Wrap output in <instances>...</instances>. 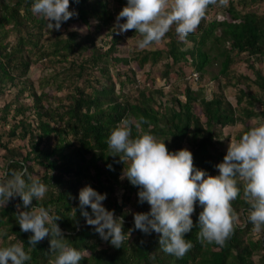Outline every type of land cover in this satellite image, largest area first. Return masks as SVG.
<instances>
[{
    "label": "trees",
    "instance_id": "16d2710c",
    "mask_svg": "<svg viewBox=\"0 0 264 264\" xmlns=\"http://www.w3.org/2000/svg\"><path fill=\"white\" fill-rule=\"evenodd\" d=\"M263 2L229 0L227 8L210 5L206 19L187 37L190 43L181 41L173 26L163 48L129 50L124 48L127 37L138 33L130 30L117 35L113 24L126 0H70V10L77 15L59 31L50 30L43 17L33 14V0H0V99L10 89L17 90L0 109V121L18 118L7 135L22 142L18 148L1 144L5 155L0 178L5 172L26 168L32 178L48 185L45 198L33 200L32 207L49 208L61 218L57 223L71 246L86 250L79 264H264V236L251 237L250 204L242 183L240 195L232 202L239 215L232 237L223 247L202 243L198 239L202 208L197 204L191 217L194 227L185 237L192 248L177 258L161 250L158 234L134 229L133 213H146L149 205L138 203L139 189L123 177L128 162L121 163L120 154L107 146L110 131L122 118L143 116L152 125L151 129L142 125L143 130L163 139L169 151L187 149L195 168L218 175L215 166L227 152L223 138L239 139L249 130L251 118L264 119V73L256 66L264 60V12L256 10ZM210 13L225 14L227 19L211 18ZM103 31V37L97 38ZM37 62L51 71L38 79L36 90L25 77ZM237 62L252 72V85L260 95L238 87L239 79L231 69ZM146 66L159 68L162 85H156L154 77L150 85L145 82L140 70ZM213 66L215 73L210 71ZM246 75L239 78L248 80ZM208 80L214 81L217 90L210 98H205L203 88L192 90V83ZM228 87L236 90L235 103L225 96ZM45 88L54 91L49 100ZM26 91H30V105L19 99ZM258 105L262 110L256 112ZM26 112L32 113L31 120ZM226 127L239 130L224 134ZM137 134L133 128V136ZM35 166L42 169L40 175ZM85 185L106 194L103 206L124 217L125 232L132 229L121 248L102 240L81 216L78 194ZM119 191L120 204L115 196ZM18 204L22 206V201L16 197L0 208V247L20 240L27 251L31 233L20 230ZM84 210L91 215L90 208ZM29 254L26 264H53L55 259L48 238ZM254 256H258L256 262Z\"/></svg>",
    "mask_w": 264,
    "mask_h": 264
},
{
    "label": "clouds",
    "instance_id": "9594fccd",
    "mask_svg": "<svg viewBox=\"0 0 264 264\" xmlns=\"http://www.w3.org/2000/svg\"><path fill=\"white\" fill-rule=\"evenodd\" d=\"M210 5L227 8L229 0H126L114 28L117 35L130 30L138 33L139 49L160 44L173 26L177 37L189 42L187 37L206 19ZM31 11L43 17L47 27L55 31L77 15L70 10V0H33ZM145 124L151 129L145 117L125 116L107 138L108 149L120 154L121 163L128 162L123 177L139 189L138 203L149 205L148 212L133 213L135 230L145 235L158 234L161 250L182 258L192 248L191 241L185 237L194 227L191 217L198 204L202 208L198 216V239L223 247L239 223L232 202L240 195L242 183L243 196L250 204L248 220L252 231L257 237L264 236V119L239 139L230 141L223 161L215 166L218 170L215 176L195 168L189 150L169 151L163 139L143 130ZM133 128L137 130L136 136ZM48 190V185L32 178L26 168L5 172L0 178V208L19 197L22 206L16 205L18 225L22 232L31 233L27 251L20 240L0 247V264H26L31 259L29 253L45 238L55 253L53 264H79L82 260L86 250L71 246L57 223L61 218L49 208L32 207L33 200H43ZM105 199L106 194L85 185L78 194V208L86 224L102 240L121 248L132 229L124 231V217L107 210L103 206ZM85 207L91 209V215ZM76 210L72 209L74 215Z\"/></svg>",
    "mask_w": 264,
    "mask_h": 264
},
{
    "label": "rangeland",
    "instance_id": "374dc122",
    "mask_svg": "<svg viewBox=\"0 0 264 264\" xmlns=\"http://www.w3.org/2000/svg\"><path fill=\"white\" fill-rule=\"evenodd\" d=\"M109 1H113V0H109ZM258 12H264V2L256 9ZM210 16H212L211 18H214V19H217V20H222L223 18H225V14H222V13H210ZM115 19H116V16L114 17V20H113V24L115 23ZM227 19V18H225ZM106 32L103 31L99 34L96 35L97 38H100V37H103V35L105 34ZM107 39H109L111 37L110 33H107ZM110 35V36H109ZM139 34H136V35H133V36H130L129 38L127 37V40L124 44V48L125 49H131V50H137L139 49L137 44H136V41L139 39ZM163 44H164V41H162L160 44L158 45H154L155 47L157 48H163ZM189 46V45H188ZM86 56V53L84 54ZM256 66L258 68L261 69V71L264 73V60L262 61V63L259 65V64H256ZM231 69L234 71L235 73V77L236 79H239V84H238V87L240 86V88H243V91L246 92V93H249L251 95H260L259 94V91L252 85V81H253V78H252V72L248 69L247 66L243 65L242 63H239L237 62L236 64H234ZM138 70V69H136ZM217 70V67L216 66H213L210 68V71L211 73H215ZM51 71V68H47V67H44L42 65L41 62H37V63H34L32 64V66L29 68V72L27 74V76L25 78H29V80L32 82V85H33V88L37 90L38 88V79L40 77H45V75H47L48 73H50ZM141 73H144L145 77H146V80L145 82H147L148 85L151 84V78L154 77L155 78V82L156 85H162L163 81H159L157 76L159 75V68L155 67L153 68V70H151L150 67L146 66L145 68L141 69L140 70ZM246 75L248 76V80H245L243 78H239L240 75ZM139 77V75L137 76ZM207 77H209V75H207ZM145 79V78H144ZM234 79V78H233ZM172 80H174V78H172ZM194 82V81H193ZM192 86V90H196V89H200V88H203L204 90V96L205 98H210L211 97V94L216 92V84L214 83V81H211V80H208L206 82H202L201 85H196V83H192L191 84ZM178 91H182L180 85H179V89H177ZM15 91L16 88H12L10 89L8 95H5L3 98L0 99V109L3 107V105L5 103H7L10 99L13 98V95H15ZM46 93H47V97H48V100L50 98V96H53L54 95V91L53 89H50V88H45L44 90ZM235 89L234 88H227L225 90V96L227 98L228 101H230L231 103H235ZM30 91H26L22 97H20L19 99L21 100V104H26V105H30V100L28 98V94H29ZM63 94V92L59 93V95ZM247 100V99H245ZM245 100L244 102L242 103L243 105H246L245 103ZM262 109L260 108V106L258 105L255 109L256 112L258 111H261ZM0 116H1V113H0ZM26 117L31 120L32 119V113L30 112H26ZM18 120V118L16 120H9L8 123H2L0 121V175H1V170H2V167L4 165V155H5V149L2 147L1 144H8L9 146L11 147H15V148H18L21 146V141L19 139H16V138H12L11 136H8L7 135V132L10 128V126L16 122ZM261 118L258 117V118H251L249 121H248V126L251 128V127H254V126H257V122L260 121ZM239 130V127H226L224 130H223V133L224 134H228V133H236L237 131ZM231 140L229 139H225L223 138V142L222 144L224 145L225 148L228 147L229 143H230ZM37 166H35L34 168L36 169L35 170V173L40 175L42 173V169L40 168H36ZM117 197V203L120 204L121 203V191L117 192L116 195ZM129 206H131L130 204H128L126 206V208H129ZM132 208H129V210H131ZM132 211V210H131ZM251 237L254 238V239H257L258 237L253 233V231L251 232ZM258 259V256H254L253 257V260L256 262Z\"/></svg>",
    "mask_w": 264,
    "mask_h": 264
},
{
    "label": "built area",
    "instance_id": "2783aa9c",
    "mask_svg": "<svg viewBox=\"0 0 264 264\" xmlns=\"http://www.w3.org/2000/svg\"><path fill=\"white\" fill-rule=\"evenodd\" d=\"M194 77H196V75H193Z\"/></svg>",
    "mask_w": 264,
    "mask_h": 264
}]
</instances>
